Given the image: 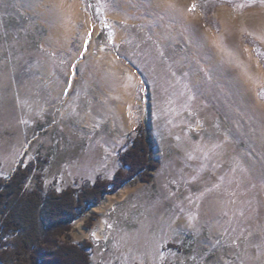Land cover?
<instances>
[{"label": "rangeland", "instance_id": "rangeland-1", "mask_svg": "<svg viewBox=\"0 0 264 264\" xmlns=\"http://www.w3.org/2000/svg\"><path fill=\"white\" fill-rule=\"evenodd\" d=\"M164 2L0 0V181L111 180L143 122L153 180L69 240L92 264H264V2Z\"/></svg>", "mask_w": 264, "mask_h": 264}, {"label": "trees", "instance_id": "trees-1", "mask_svg": "<svg viewBox=\"0 0 264 264\" xmlns=\"http://www.w3.org/2000/svg\"><path fill=\"white\" fill-rule=\"evenodd\" d=\"M155 147L154 135L139 123L120 153L121 168L113 179L98 178L92 185L61 191L45 192L43 175L34 174L35 165H20L9 181H0V264H92L93 243L69 240L74 221L105 195L126 185L151 182L158 166ZM31 176L36 179L33 188L27 187ZM175 247L182 249L168 245Z\"/></svg>", "mask_w": 264, "mask_h": 264}, {"label": "bare ground", "instance_id": "bare-ground-1", "mask_svg": "<svg viewBox=\"0 0 264 264\" xmlns=\"http://www.w3.org/2000/svg\"><path fill=\"white\" fill-rule=\"evenodd\" d=\"M55 11H56V14H59L60 12L62 13L63 11H64V7L61 5V6H59V8H57L56 7V9H55ZM60 13V14H61ZM61 35H63L62 33H61ZM50 39V38H49ZM235 78V77H234ZM239 83V82H238ZM242 86V85H241ZM63 91V90H62Z\"/></svg>", "mask_w": 264, "mask_h": 264}, {"label": "crops", "instance_id": "crops-1", "mask_svg": "<svg viewBox=\"0 0 264 264\" xmlns=\"http://www.w3.org/2000/svg\"><path fill=\"white\" fill-rule=\"evenodd\" d=\"M164 1H165V0H163V4L165 3ZM163 6H164V5H163ZM262 11H263V10H262Z\"/></svg>", "mask_w": 264, "mask_h": 264}, {"label": "snow or ice", "instance_id": "snow-or-ice-1", "mask_svg": "<svg viewBox=\"0 0 264 264\" xmlns=\"http://www.w3.org/2000/svg\"><path fill=\"white\" fill-rule=\"evenodd\" d=\"M262 2H264V0H262Z\"/></svg>", "mask_w": 264, "mask_h": 264}]
</instances>
